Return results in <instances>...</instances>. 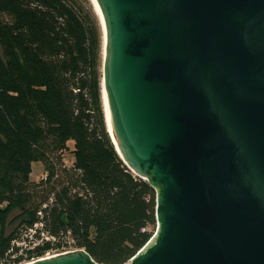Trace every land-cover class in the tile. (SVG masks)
<instances>
[{
    "label": "water",
    "instance_id": "obj_1",
    "mask_svg": "<svg viewBox=\"0 0 264 264\" xmlns=\"http://www.w3.org/2000/svg\"><path fill=\"white\" fill-rule=\"evenodd\" d=\"M94 1L110 141L155 192L127 264H264V0Z\"/></svg>",
    "mask_w": 264,
    "mask_h": 264
},
{
    "label": "trees",
    "instance_id": "obj_2",
    "mask_svg": "<svg viewBox=\"0 0 264 264\" xmlns=\"http://www.w3.org/2000/svg\"><path fill=\"white\" fill-rule=\"evenodd\" d=\"M101 43L89 0H0V264L68 248L127 264L153 235L155 192L104 127ZM29 232L39 243L23 250Z\"/></svg>",
    "mask_w": 264,
    "mask_h": 264
},
{
    "label": "rangeland",
    "instance_id": "obj_3",
    "mask_svg": "<svg viewBox=\"0 0 264 264\" xmlns=\"http://www.w3.org/2000/svg\"><path fill=\"white\" fill-rule=\"evenodd\" d=\"M96 19H97V17H96ZM97 22H98V19H97ZM98 25H99V22H98ZM99 27H100V25H99ZM100 32H101V30H100ZM100 74H101V68H100ZM100 111H101V114H102V117H103L101 94H100ZM103 123H104V117H103ZM104 127H105V130H106L105 123H104ZM106 133H107V130H106ZM67 147H68V150L65 151L63 156H62V164L65 167H70L72 165L73 161H74L73 143L71 141L68 142L67 143ZM42 177H43V166H42V164L40 162L32 163L31 164V172H30V175H29V181L31 183H37ZM16 215H17V212H15V211L12 212L10 214L9 220H11ZM155 229H156V222H155V226L153 228V233L155 232ZM28 235L26 236L28 241H26V242H24L22 244H19V246H21L23 250L31 249L35 245H37L39 243V241H36L35 238L33 237V232H29ZM68 251H73V249L68 248L66 250V252H68ZM51 255H54V253H49V254H46L45 256H51Z\"/></svg>",
    "mask_w": 264,
    "mask_h": 264
},
{
    "label": "bare ground",
    "instance_id": "obj_4",
    "mask_svg": "<svg viewBox=\"0 0 264 264\" xmlns=\"http://www.w3.org/2000/svg\"><path fill=\"white\" fill-rule=\"evenodd\" d=\"M91 6H92V9L98 19V22H100V27L102 26L103 27V20H102V16H101V13H100V10L96 4V2L94 0H89ZM102 53V51H101ZM102 56V55H101ZM100 94H101V101H102V110H103V117H104V123H105V126H106V130H107V134L110 137H112L111 135V130H110V123H109V116H108V110H107V105H106V99H105V94H104V90H103V86H102V83L100 81Z\"/></svg>",
    "mask_w": 264,
    "mask_h": 264
}]
</instances>
